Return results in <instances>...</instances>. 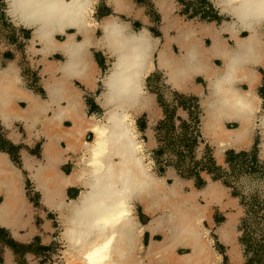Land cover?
Instances as JSON below:
<instances>
[{"label": "bare ground", "instance_id": "1", "mask_svg": "<svg viewBox=\"0 0 264 264\" xmlns=\"http://www.w3.org/2000/svg\"><path fill=\"white\" fill-rule=\"evenodd\" d=\"M6 1L11 18L34 30L30 51L45 59L55 52L65 57L56 67L62 72L61 77L45 81L47 99L25 87L15 67L0 68V117L20 118L27 124L38 121L49 136L43 152L47 163L36 167L32 176L43 189L47 203L59 214L64 264H217L220 255L200 224L201 204L179 186L166 187L162 178L154 174L134 127L133 115L153 105L152 95L144 89V78L152 69L151 57L157 41L146 28L134 32L127 21L116 15L96 21L92 14L99 0ZM106 1L117 11L129 3ZM212 1L233 19L219 28L220 36L218 32L212 34L206 57L195 45L191 21L180 32L184 52L179 65L167 53V44L158 52L160 65L168 68L170 82L176 84L182 75H201L206 80L201 126L219 157L228 145L249 146L255 129H264L263 99L257 90L262 75L257 67L264 68V0ZM155 3L167 20L173 3ZM99 29L98 37L95 33ZM241 32L248 34L242 36ZM224 35L234 43H228ZM35 44L40 47L35 49ZM91 47L104 49L114 57L98 98L104 108L101 118L87 114L80 91L69 82L76 73L94 76ZM209 56L220 60V64L210 62ZM51 66L56 65L45 64ZM19 101L26 104L22 107ZM51 105V114L47 115L46 109ZM63 118H70L71 125L63 127ZM230 123H236V127L230 128ZM87 132L93 134V139L84 141L82 165L69 176L59 177L52 166L57 152L53 137L70 135L69 140L78 145L77 136ZM261 135L264 156V130ZM25 163L31 168L28 159ZM75 181L85 188L64 205L59 195L65 184ZM219 193L211 184L203 195L210 200ZM0 197V223L8 226L16 238H22L19 231L28 225L32 211L23 197L19 170L2 153ZM135 203L151 212L160 209L148 228L152 233L159 232L161 239H153L144 256L141 234L145 226L135 215ZM230 223L218 231L223 241L231 237ZM180 247L188 251L179 253Z\"/></svg>", "mask_w": 264, "mask_h": 264}, {"label": "rangeland", "instance_id": "2", "mask_svg": "<svg viewBox=\"0 0 264 264\" xmlns=\"http://www.w3.org/2000/svg\"><path fill=\"white\" fill-rule=\"evenodd\" d=\"M173 1L178 5L176 14H180L182 18L212 20L215 17V9L208 0ZM130 2L135 11L129 15L118 13V16L132 23L136 30L142 28L144 25L142 21L145 19L151 32L155 36H161L159 24L162 22V16L154 0H130ZM112 13L115 12L107 6L105 0H99L94 17L98 20ZM59 39L62 40L63 36ZM32 40V29L17 24L9 15L7 1L0 0V68L15 67L25 86L45 97L44 65L40 55L32 53L28 48ZM39 47L38 44L35 45L36 49ZM92 52H95L103 72H106L108 68L105 65L106 57L99 51ZM50 58L63 60V56L58 53ZM259 71L262 73V78L258 91L263 99L264 109V68H260ZM198 82L204 81L198 78ZM83 90L88 114L99 115L102 110L94 103V93ZM146 90L156 96L158 105L164 113V118L158 122L151 121L146 114L135 118L138 139L143 145L146 161L151 170L162 178L166 187L175 186L176 181L181 182V189L185 194L192 192L194 183L197 189L204 188L206 182L201 177L220 183L227 194L237 201L238 207H232L230 203L227 217L217 205L213 206L210 217L202 219L201 225L213 240L221 264H234L227 254L232 246L222 243L216 233L218 226L229 221L233 222V242L238 248L241 264H264V156L261 135L264 129L261 127L255 129L252 145L249 148L241 151L224 150L225 160L218 163L214 146L202 134L199 98L179 93L166 82L164 74L160 71L148 76ZM183 122L187 125L183 126ZM18 125L19 123L16 126ZM16 126L15 128H18ZM228 126L235 128L236 124L230 123ZM2 130L0 124L1 145L5 143L6 149H13L15 160L19 163L16 157L19 147L13 146L10 140L4 138ZM39 148V145L34 146L32 151H38ZM230 152H234L235 156L230 155ZM241 152L247 154L236 157ZM80 190L75 189L73 196H77ZM25 192L34 208L35 225L42 231V235L32 236L30 243H22L13 238L8 231L0 228V264H31V261L40 264H64L63 246L58 235L61 226L57 223V214L47 210L43 212L39 203L40 195L31 182L26 183ZM135 207L138 220L146 222L140 205L135 203ZM47 222H50L52 228L50 232L45 230ZM28 246H31V250L24 249ZM9 251L14 252V256L11 257L13 260H8ZM179 251L186 252L185 249Z\"/></svg>", "mask_w": 264, "mask_h": 264}, {"label": "crops", "instance_id": "3", "mask_svg": "<svg viewBox=\"0 0 264 264\" xmlns=\"http://www.w3.org/2000/svg\"><path fill=\"white\" fill-rule=\"evenodd\" d=\"M127 1H129L128 4L126 3L127 6L124 7V9H120L119 11H117L113 6H111L105 0L107 6L110 9H113V11L115 12V13H112L109 15H116L117 17L122 19L120 16H118V13L119 14H126V15L132 14L135 11V8H134L133 4L130 2V0H127ZM168 1L173 3L174 8L172 11L168 12V16H167L168 18H167V20H165L163 13L161 12V10L159 9V7L157 6V4L155 3V0H154V3L156 4V6H157V8H158V10L162 16V22L159 24V30L161 32V36H155L151 32V30L147 27L148 23L145 19L142 21L144 25L139 30L134 29V27L132 26V23H129L127 21L129 23L130 29L132 31L138 32V31L146 28L148 30V32L150 33L152 39L157 41L156 50L152 53V57H151L152 69L150 70V72H148L145 75V78H144V89L146 92H148L146 90V83H147L148 76L154 72L160 71L164 74V78H165L166 82H168V84H170L179 93L186 94V95H193V96L198 97L199 101L201 102V106H202L201 100H202V98H203V96L207 90L206 80L201 75H191V76L182 75L181 77H179L177 79L178 82H176V84L170 82L169 81V75H168V68H166L163 65H160L158 49H161L164 45L167 44V53L172 54V56L176 60V65H179V59H180L179 57L184 52L182 42L180 41V32H181L182 26L191 21L194 24L193 38L195 40L194 39L193 40L195 41V45L197 47H199V49H201L202 57H206L207 56V55H205L206 49L208 48L209 45H211L212 34L215 35V33L218 32L217 34H218V36H220L221 33L219 32V28L222 27V25L224 24V22L226 20L227 21L232 20L233 17L229 16L226 13H223L221 11V9L212 0H208V2L211 3L213 8L215 9V17L212 18V20H210L211 18L210 19L182 18L180 16V14H176V12H178L177 11L178 5H176L173 0H168ZM98 2L94 7V11H93L92 15H93V18L99 22V21H101L102 18L97 20L94 17V14H95L97 6H98ZM106 16H108V15H106ZM204 26H211V27H209L208 29H205ZM32 31H34V30L32 29ZM98 31H99V34H98ZM100 34H101V30L99 29L95 33V36L99 37ZM247 34H248L247 32H241L240 33V35H242V36H246ZM224 36L227 38L228 43H230V44L234 43L233 40L230 39L228 35H224ZM57 37L59 38L60 36H57ZM77 38H79V36ZM30 44H31V41H30ZM35 45H34V47H35ZM176 48H177L178 52L176 51ZM93 50L101 52V54L106 57L105 65L108 66L106 72H103L104 70H102V67L100 66L97 58L95 57V52H92ZM31 52L34 53V51H31ZM89 52L91 53V56H92V59H93L94 65H95V69H96L94 76L92 77L89 75H83V74L76 73V74H73L71 77H69V82H70L72 87H74V88H76V90L80 91V94L83 98V101H84V96H83L84 90L83 89H85L86 91H91V93H94L93 94L94 103L96 106H98L102 110V112L99 115H97V114H93V115H96V117L101 118L104 114V108L102 107V105H100L98 98L101 96V94L104 90L103 77L107 73L109 67L112 65V62L114 61V57L112 55L106 53L104 51V49H101L98 47H91ZM35 53L39 54L38 52H35ZM56 53L62 55V53H60V52H55L53 54H56ZM53 54L46 57V59L43 58L39 54L40 57L42 58V62L44 65L43 74L45 76V79H44L45 92H46L45 81L49 80V79H55L57 77L59 78L62 75V72L57 70L56 67H57L58 62L65 60V57H64V55H62L63 60H51L50 57ZM208 58H209V61L213 62L214 64H217L215 61L220 62V60H218L217 58H213L210 56ZM48 62L55 64L56 66H51L50 68L45 67V64ZM257 68L259 70L261 67L258 66ZM20 78H21V76H20ZM198 78H201L204 82L199 83ZM261 78H262V75H261ZM21 80H22V78H21ZM77 83H79L81 86ZM23 84H24V81H23ZM242 86L246 87L244 84H242ZM81 87H83V88H81ZM259 87H260V85L258 86L257 90L259 89ZM33 93H35V92H33ZM35 94H37V93H35ZM37 95H39V94H37ZM151 95L153 97L152 98L153 99V105L151 107L150 106L146 107V108L144 107L140 111L136 112L133 115L134 123H135V118H137L141 114H146L151 119V121H154V122H158L164 118L163 117L164 116L163 110L159 107L156 96L154 94H151ZM40 98L47 99V92H46L45 97L40 96ZM18 104L23 107L24 104H26V103L24 101H19ZM84 106H85V110L87 112V107H86L85 101H84ZM51 109H52V105L46 109L47 115L51 114ZM201 109H202V107H201ZM87 114H88V112H87ZM88 115H90V114H88ZM203 115H204V113H202V116ZM71 122L72 121L70 118L61 119V125L63 127H68L69 125H71ZM18 123H19V125L16 126ZM201 123H202V117H201ZM0 124H1V127L3 128L2 131L4 132V136H5L4 138H6L7 140H10L12 142L13 146L19 147L18 151L16 153V157H18L19 163L16 162V160H15L14 152H12L13 149L12 150L6 149L5 148L6 146H4L5 143H2L3 145H1V143H0V153L5 154L6 157L9 159V161L19 170L20 177H21L22 184H23V197L28 202V204L30 205V208L32 211V216L29 220V223H27L28 225L25 226L24 229L19 231L20 236H22V238H20V239L16 238L13 234V231L8 226L2 225L0 223V228H3L6 231H8L11 234V236L13 238H15L16 240H18L19 242L30 243L29 240L31 239V237L32 236H41L42 231L38 228L37 225H35V222H34V217H35L34 216V208L30 204L31 202L27 198V195L25 192V187H26L27 182H31L33 184L34 188L36 189V191H38V193L40 195L39 203L42 207L43 212L45 210H47L49 212L56 213L57 214V223L60 226L59 214H58L57 210L53 206H51L50 204L47 203V201L45 200V197H44L43 189L38 185L37 180L35 178H33V176H32V172L34 171V169L36 167H38L41 164L47 163V159L44 157L43 152H44V144L48 141L49 136L46 132L42 131L41 124L38 123V121H34V123L29 122L27 124L24 122V120H22L20 118L3 119L0 117ZM15 126L18 128H15ZM134 127H135V124H134ZM135 129H136V127H135ZM136 132H137V138H138V131L136 130ZM203 132H204V129H203ZM69 136L70 135H64V136L63 135H56L52 139L53 145H54L55 149L57 150L55 158L53 159L52 166H53L54 170L56 171V173L58 174V176L62 177V178L69 176L70 174H72L74 172L75 169H78V167L82 165V163L80 162V159L82 158L83 153H84V148H85L84 147V141H91L93 139V134L91 132H87L86 134L80 135V137L77 136V138L79 140V144L74 145L75 142H71L68 138ZM89 137H91L90 140H89ZM2 142H4V140ZM208 142H209V140H208ZM37 145H39V147H40L39 150L38 151H32V148H34V146H37ZM211 145H213V144H211ZM251 145H252V143L249 146L242 147V148H238V147H235L233 145H228L227 147H225L223 149L222 154L219 157L216 155L217 154L216 146L215 145H213V146L215 148V157L217 158L218 163H222L225 160L224 159V150L231 149L233 151H241V150H245V149L249 148ZM144 155H145V153H144ZM145 158H146V156H145ZM26 159H28V161L30 162L31 168L26 166V163H25ZM201 178L203 181L206 182V185L204 186V188L199 190L196 188L195 183H194L192 192L187 194V195L195 196V198H196L195 200H197V203L201 204L202 213L200 216L201 217L200 224H201L202 219H204L205 217H208V216L210 217L212 210H213V206H216V205L220 208V211L224 212V214H226L225 216L228 217L227 211H228V208L230 207V203L232 204L231 205L232 207H236V206L238 207V203H236L237 201H235V199L231 198L227 194V192L224 190L223 186L220 185V183L212 181L208 178H204V177H201ZM211 184H214L219 189L220 193H219V196L217 198L215 197L214 199L207 200L206 197L203 195V192H204L205 188H207ZM175 186H179L181 188L182 183L179 181H176ZM84 188H85V186L82 185V183H80L79 181L69 182V183L64 185V188L62 189V192H61V196L59 195V198L64 200V205H67L71 200L76 199L80 195L81 191ZM75 189H81L80 192L77 194V196H73V194L75 193ZM1 200H2V198L0 197V202H1ZM139 205L141 207V213L146 217V222H142V221L140 222L139 221L142 227L145 226V228L143 229V232L141 234V256H144V254L147 251L148 246L151 243V241L153 239L159 240L161 238V235L159 232L152 233L151 230L148 228L149 224L152 222L151 221L152 217L158 215L160 213V209L157 208L154 210L155 212H151V211L145 209L144 205H142V204H139ZM134 212L136 215V207H135ZM136 217H137V215H136ZM137 219H138V217H137ZM229 222H231V221H229ZM229 222H226V223L218 226L216 229V233L219 236V240L222 243L229 244L232 246V248L227 252V254H229V256H230L231 261L234 264H241V258L239 257L238 248L235 246V244L233 242V229H232V233L230 235L231 237H230L229 241H223L221 239L219 233H218L219 229L224 227V225L228 224ZM230 224L233 226V222H231ZM45 230H49V232H50V230H52L50 222H47V224L45 225ZM61 230H62V228H61ZM61 230L58 232L59 233L58 235H60ZM46 238H47V236H45V239ZM212 245H213V243H212ZM181 249H185L186 252L188 251L187 248H181V247L178 248L177 251L179 253H181L179 251ZM232 252L234 254H232ZM13 256H14L13 251H9L7 253V257L9 258L8 260H11V259L13 260V258H11ZM31 264H40V263L31 261ZM217 264H221L220 257H218Z\"/></svg>", "mask_w": 264, "mask_h": 264}, {"label": "trees", "instance_id": "4", "mask_svg": "<svg viewBox=\"0 0 264 264\" xmlns=\"http://www.w3.org/2000/svg\"><path fill=\"white\" fill-rule=\"evenodd\" d=\"M194 100H195V98H193ZM198 107H199V105H198ZM187 124L185 123V122H183V126H186ZM247 153L246 152H241V153H239V154H237L236 155V157L238 156H244V155H246ZM230 155H234V152H230ZM235 156V155H234Z\"/></svg>", "mask_w": 264, "mask_h": 264}, {"label": "water", "instance_id": "5", "mask_svg": "<svg viewBox=\"0 0 264 264\" xmlns=\"http://www.w3.org/2000/svg\"><path fill=\"white\" fill-rule=\"evenodd\" d=\"M33 32V31H32ZM200 107H202L201 106V102H200ZM202 110V109H201ZM202 113H204V110H202ZM201 130H202V134L204 135V132H203V127L201 126Z\"/></svg>", "mask_w": 264, "mask_h": 264}, {"label": "flooded vegetation", "instance_id": "6", "mask_svg": "<svg viewBox=\"0 0 264 264\" xmlns=\"http://www.w3.org/2000/svg\"><path fill=\"white\" fill-rule=\"evenodd\" d=\"M24 249H26V250H31V246L24 247Z\"/></svg>", "mask_w": 264, "mask_h": 264}]
</instances>
